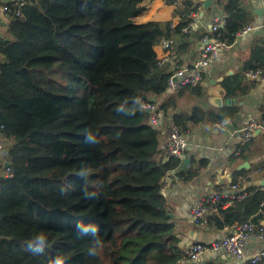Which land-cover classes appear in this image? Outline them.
Masks as SVG:
<instances>
[{"label": "trees", "instance_id": "1", "mask_svg": "<svg viewBox=\"0 0 264 264\" xmlns=\"http://www.w3.org/2000/svg\"><path fill=\"white\" fill-rule=\"evenodd\" d=\"M151 5L27 0L20 16L11 10L10 41L0 39V127L12 141L5 161L11 166L0 173V264H50L58 256L65 264H190L162 192L182 161L167 157L140 102L163 98L164 118L183 131L227 117L199 106L177 113V98H202L203 84L166 95L172 72L158 66L155 48L169 39L175 54L184 47L190 34L183 29L201 5L183 0L176 27L139 22ZM224 10L218 36L231 45L251 19L240 0ZM86 136L98 142L86 143ZM206 165L180 176L191 182ZM247 191L207 224L224 230L247 222L256 204L264 212V192ZM254 221L261 224L264 215ZM77 225L96 227L99 255H88L94 237L79 236ZM39 232L48 243L36 254L29 244Z\"/></svg>", "mask_w": 264, "mask_h": 264}, {"label": "crops", "instance_id": "2", "mask_svg": "<svg viewBox=\"0 0 264 264\" xmlns=\"http://www.w3.org/2000/svg\"><path fill=\"white\" fill-rule=\"evenodd\" d=\"M15 0H0L1 3L11 4ZM183 0L175 5H165L163 0H152L150 9L143 13L139 22H172L173 27L179 25L180 20L174 13ZM199 3L197 25L190 32L187 44L171 52L176 56L174 63L168 65L172 72L175 68L191 67L199 57L204 47V38L212 34V24L215 18L225 15L224 7L229 0H213L208 9L203 4L207 0H192ZM245 13L251 19L249 26L257 25L262 18L260 0H240ZM227 15V14H226ZM10 14L0 15V39L5 43L8 38ZM10 41V40H9ZM175 44V43H174ZM173 44V45H174ZM179 46V45H178ZM158 58L166 52L165 45L155 48ZM178 54V56H177ZM1 59V56H0ZM264 67V33L251 32L237 35L236 41L229 45V49L222 52L220 58L204 73L203 87L205 96L194 100L191 95L178 97V112L190 110L192 106H199L219 115L227 117L221 126L200 124L193 127L187 138L188 149L180 167L173 171L171 185L163 191L168 201L171 223L175 234L180 240L181 248L186 249L194 243H210L220 239L226 231L205 224L195 226L189 211L197 200L214 191L228 188L239 176L251 179L248 188L264 192V136L258 133L251 142L243 145L240 155H236L241 147V130L250 119L264 125V82H254L244 77L246 71ZM227 90L232 91L229 95ZM214 98L222 101L221 106L213 103ZM171 123L166 119L161 126L160 141L163 149L167 144V128ZM3 160L6 161L7 150L12 146L11 140H3ZM206 162L200 174L191 182H184L180 173L196 169L200 163ZM2 170L0 169V173ZM262 205H255L247 210L248 221L260 219ZM244 217V215H243ZM264 224V221L261 223ZM264 247V241L252 239L246 251L248 256L257 253ZM193 264H240L233 256L224 253H207Z\"/></svg>", "mask_w": 264, "mask_h": 264}, {"label": "built area", "instance_id": "3", "mask_svg": "<svg viewBox=\"0 0 264 264\" xmlns=\"http://www.w3.org/2000/svg\"><path fill=\"white\" fill-rule=\"evenodd\" d=\"M261 1V9L263 11L262 18L257 25L248 26L237 35H246L251 32L264 33V0ZM27 0H15L11 4H4L0 2V15L10 14L14 9L16 16H20ZM197 13H192V21L183 29V32L190 34V32L197 25ZM228 16L221 15L214 19L212 24V34L204 38V47L199 57L194 61L191 67L175 68L172 71L171 77L167 83L166 95L176 93L177 91L191 86H197L203 83L204 73L220 58L223 51L229 49V45L220 40L218 32L226 26ZM174 44L172 39L165 42L167 52L159 58L158 66L160 69L165 68L169 64L175 62V56L171 52ZM244 77L247 80L254 82H264V69H250L245 72ZM163 98H157L151 101L140 102L141 111L149 115V122L151 126L157 130H161V126L166 119L161 110V103ZM230 120L228 119L227 122ZM221 126V123H215L214 127ZM190 130L183 131L174 124L170 123L167 128V144L166 153L169 159L183 160L188 149L187 138ZM264 136V125H261L254 119H250L245 127L241 130V143L243 145L251 142L256 134ZM6 139V134L0 127V169L4 166L2 153L4 150L3 140ZM241 154V148L236 152V155ZM170 172L164 179L162 192L171 185ZM10 170L6 169L5 177H10ZM251 179L247 176H239L228 188L221 191H214L207 196L197 200L189 211V217L192 223L197 226L207 224V218L210 215H219L220 209H227L235 201L244 200L248 196V184ZM263 207V204H262ZM264 215V212H261ZM252 239L264 241V224L249 220L242 224H235L233 227L226 228L225 233L220 239L210 243H194L186 249L185 256L190 264L199 262L207 253H224L233 256L240 264H264V247L257 253L248 256L247 249L250 246Z\"/></svg>", "mask_w": 264, "mask_h": 264}, {"label": "clouds", "instance_id": "4", "mask_svg": "<svg viewBox=\"0 0 264 264\" xmlns=\"http://www.w3.org/2000/svg\"><path fill=\"white\" fill-rule=\"evenodd\" d=\"M86 143L94 144L97 143L93 137L86 136ZM77 234L81 237L91 235L94 237L91 246L88 249V255L91 257H95L99 255V251L102 247L101 241L98 238L97 229L95 226H83V225H77L76 226ZM48 243V238L43 234V232L37 233L35 236L32 237V241L29 244V247L32 249V251L36 254L42 253ZM50 264H65V261L62 257H56L52 261H50Z\"/></svg>", "mask_w": 264, "mask_h": 264}, {"label": "water", "instance_id": "5", "mask_svg": "<svg viewBox=\"0 0 264 264\" xmlns=\"http://www.w3.org/2000/svg\"><path fill=\"white\" fill-rule=\"evenodd\" d=\"M212 2H213V0H207L203 4L204 9H208L211 6ZM261 11H262V9H261ZM262 15H263V11H262ZM0 36L2 37V35H0ZM6 42H9V40L7 39ZM212 101L217 106H221L222 105V101L219 98H214ZM4 166H5V168H9L11 166V164H9L7 162H4Z\"/></svg>", "mask_w": 264, "mask_h": 264}]
</instances>
